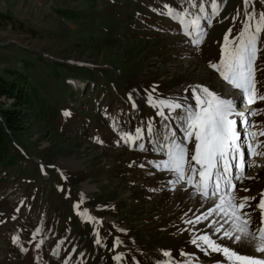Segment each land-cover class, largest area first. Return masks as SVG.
<instances>
[{
    "label": "rangeland",
    "instance_id": "374dc122",
    "mask_svg": "<svg viewBox=\"0 0 264 264\" xmlns=\"http://www.w3.org/2000/svg\"><path fill=\"white\" fill-rule=\"evenodd\" d=\"M176 3L180 0H0V77L26 82L31 101L46 100L57 109L55 115H40L39 108L31 106L34 110L25 111L21 106L25 117L9 149L21 154L19 144L26 155L18 157L16 167L0 169V264H42L48 249L49 256L58 259L55 242L63 249L67 240L89 259L93 255L95 264H155L160 248L183 244L181 238L162 230L167 222L161 223L159 217L167 216L177 199L183 201L182 212H186L189 200L194 199L181 192L175 194V200L162 194V178L157 183L158 177L152 178L153 165L163 161L162 157L145 144L144 150L138 145L129 147L118 124L124 94L137 90L140 81L144 97L156 80L169 82L174 88L165 97L179 103L190 95L178 92L176 85L181 82H207L227 94L231 90L225 81L227 88L218 81L221 77L216 70H207L200 61H181L171 52L183 44V32L172 29L180 25L162 13L167 11L165 5L173 8ZM249 6L248 11H264L261 0H252ZM244 11L243 0H227L219 17L233 24L234 33L238 24L242 26ZM134 15L141 16L139 25ZM216 29L219 37L220 28ZM210 43L217 52L218 38ZM261 48L255 66L257 87L264 90V46ZM133 50L135 54L128 57L126 51ZM203 50L208 51L207 46ZM209 58H204L207 65L212 64ZM12 101L0 97V108L9 109ZM124 102L127 105L129 98ZM65 111L71 115H63ZM133 113V107L127 106L126 127ZM147 155L148 163L141 171L138 159ZM39 164L53 168L42 171ZM155 184L158 188L150 191L148 185ZM263 184L264 175L250 186V194ZM199 205L202 210L214 206ZM88 217L101 218L105 230ZM253 220L258 225L259 215L253 213ZM207 224L203 228L212 232ZM109 226L121 232L129 229L128 235H135V241ZM31 235L33 241L48 238L50 247L38 249L31 239L21 242ZM13 237H18L16 243ZM113 240L122 242L117 250L123 256L119 262L114 259L117 253L109 251ZM96 246L105 249L107 257ZM70 254L68 250L67 257ZM72 257L78 259L79 255L74 252ZM81 261L88 264L85 256Z\"/></svg>",
    "mask_w": 264,
    "mask_h": 264
},
{
    "label": "snow or ice",
    "instance_id": "6c2138e0",
    "mask_svg": "<svg viewBox=\"0 0 264 264\" xmlns=\"http://www.w3.org/2000/svg\"><path fill=\"white\" fill-rule=\"evenodd\" d=\"M264 3V0H261ZM252 0H243L244 20L240 32L236 36H231L232 29L229 28L224 35L221 44V58L218 63L210 64L220 77L232 89L239 91L242 100L238 105L236 97L228 98L226 93L211 91L208 87L195 85L191 89L192 97L196 100L195 106L185 107L176 101L157 100L153 101L149 96V102L154 107L163 106L170 110H183L177 113L180 120V129L183 132V139H178L176 132H171L166 137V143L160 146V150L166 152V160L154 164L159 171H167L175 176L170 181L173 186L182 185L184 182L195 189L194 194H198L202 201H211L212 207L201 216H196L195 220H188L189 224H200L207 221L215 213L221 216L223 223L219 220L209 222L207 225L212 230L211 235L205 233L193 236L191 243L199 248L205 255L220 253L224 256L227 264H264V192L260 193L258 203L255 196L236 195L239 191H249L248 187L238 188L233 181L242 182L243 179H254L244 175L245 165L248 167H264L255 160H246V147L248 157L264 158V151L259 150L264 141H259L258 137L264 136V128L258 131H251L254 126L249 117H255L264 113V109L251 108L257 101H264V93L257 89L256 61L262 50L261 45L264 40V11L257 13L248 11ZM205 4L211 8V12L205 11ZM193 7L199 9L200 14L192 15L189 18L187 9L177 11L165 5L167 11L162 14L168 15L176 21L190 42L199 46L206 36V28L211 27L212 19L219 15V0H201ZM240 13H237V17ZM237 17L232 19L235 21ZM206 21V23H202ZM131 99V96H130ZM135 106V105H133ZM159 115H164L159 112ZM65 116L71 113L65 111ZM239 124L245 128V137L241 139V132L237 128ZM259 127V126H256ZM149 131L152 129L149 128ZM140 129H137V139H139ZM188 143L194 145L189 148ZM140 150H144V145H138ZM195 165H199L197 169ZM151 163V162H150ZM199 175V180L193 183V174ZM225 185L226 191L221 195V185ZM227 197V199L225 198ZM217 199L219 203H217ZM259 211V224L253 220V213ZM91 221L93 217H88ZM230 224L225 229L224 225ZM223 233L217 236L218 233ZM39 231V230H38ZM213 237H216L215 239ZM18 237H13L16 243ZM228 240L236 247H230L222 243ZM97 244L100 240L95 241ZM42 243V242H41ZM120 241L113 244L115 248ZM40 245L37 244V247ZM207 246V247H205ZM246 249V251H244ZM260 254V255H256ZM171 254L164 252V256ZM181 256L189 255L181 252ZM122 254H118L114 259L119 262ZM184 264H189L185 261ZM216 264H221L216 261Z\"/></svg>",
    "mask_w": 264,
    "mask_h": 264
},
{
    "label": "trees",
    "instance_id": "16d2710c",
    "mask_svg": "<svg viewBox=\"0 0 264 264\" xmlns=\"http://www.w3.org/2000/svg\"><path fill=\"white\" fill-rule=\"evenodd\" d=\"M144 47V50L148 49L147 45ZM126 52L128 57L135 54V50ZM136 58L139 59L138 56ZM25 86L26 82H8L5 78L0 77V97L13 100L9 109L0 108V169H6L10 166L16 167L18 164V157L23 158L20 154L17 153L19 155L18 156L15 153H12L9 149V143L13 139V134L19 131L21 127V120L25 117V112H22L21 106L25 107V111H28L29 109L34 110L33 107L39 108L41 111H38V114L40 115H55L57 113L56 107H50L46 100H39V103L31 101L29 94L25 91ZM138 219L136 221H138Z\"/></svg>",
    "mask_w": 264,
    "mask_h": 264
},
{
    "label": "bare ground",
    "instance_id": "6f19581e",
    "mask_svg": "<svg viewBox=\"0 0 264 264\" xmlns=\"http://www.w3.org/2000/svg\"><path fill=\"white\" fill-rule=\"evenodd\" d=\"M203 86H206V87H208L209 85H203ZM210 87V86H209ZM208 87V88H209ZM216 87V86H215ZM211 91H215V92H217V93H225V91H223L221 88H219V87H216V89L217 90H213V88H209ZM231 118H233V117H231ZM255 167H253V169H254ZM241 185H244L243 183H241ZM226 199H227V197H225ZM209 202L210 201H208V202H202V201H200L198 198H197V200H196V203L195 204H197V205H199V203H202V204H207V205H209ZM217 203H219V200H217ZM201 208H204V207H201Z\"/></svg>",
    "mask_w": 264,
    "mask_h": 264
}]
</instances>
